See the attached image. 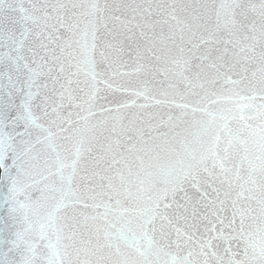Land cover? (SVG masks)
Returning a JSON list of instances; mask_svg holds the SVG:
<instances>
[{"label":"snow or ice","instance_id":"6c2138e0","mask_svg":"<svg viewBox=\"0 0 264 264\" xmlns=\"http://www.w3.org/2000/svg\"><path fill=\"white\" fill-rule=\"evenodd\" d=\"M0 264H264V0H0Z\"/></svg>","mask_w":264,"mask_h":264}]
</instances>
